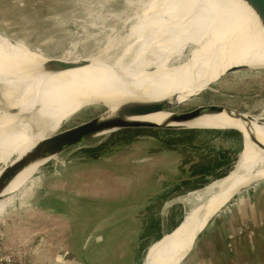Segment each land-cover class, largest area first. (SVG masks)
Wrapping results in <instances>:
<instances>
[{"label": "bare ground", "instance_id": "6f19581e", "mask_svg": "<svg viewBox=\"0 0 264 264\" xmlns=\"http://www.w3.org/2000/svg\"><path fill=\"white\" fill-rule=\"evenodd\" d=\"M255 9L251 0H139L128 14L129 22H135L128 33L109 40L97 55L71 54L70 59L58 63H49L24 43L0 35V85L16 95L12 102L0 97V164L9 166L56 133L63 122L98 103L109 115L151 112L155 115L142 121L162 124L167 114L159 113L161 106L173 107L199 94L228 71L263 70L264 20ZM117 47H123V55L111 62L108 52ZM132 54L133 59L126 64ZM218 70V76L213 75ZM158 74L169 77L164 83L178 81L198 88L180 95L155 91L152 85ZM148 97L172 102L159 105ZM222 107L230 116L225 112L184 119L170 130L234 129L242 132L252 154L226 178L197 193L195 203L185 211L183 225L152 245L143 264H179L187 259L198 233L206 230L213 216L239 190L264 181V151L250 138L264 142V112L253 116L244 113L239 120L235 118L238 111ZM42 164L19 175L3 194L4 201L13 190L30 182Z\"/></svg>", "mask_w": 264, "mask_h": 264}, {"label": "rangeland", "instance_id": "374dc122", "mask_svg": "<svg viewBox=\"0 0 264 264\" xmlns=\"http://www.w3.org/2000/svg\"><path fill=\"white\" fill-rule=\"evenodd\" d=\"M138 1L0 0V35L24 43L29 50L43 57L68 60L71 54L74 57L94 56L105 49L109 40L115 41L130 31L135 22H129L128 14H131L133 5ZM86 5L91 7L90 10L85 9ZM122 49L123 47H117L109 51L107 58L113 62L122 57ZM132 59L133 54L125 63H130ZM221 70L213 75L219 74ZM244 70H232L238 73L222 77L223 74L221 79L209 83L202 92L191 96L195 99L182 109L189 110L201 104L212 103L238 112L262 114L264 69ZM166 77L169 78L158 74L159 79L152 87L163 89L170 95L185 94L198 88L185 87V84L178 81L164 83L163 79ZM4 96L9 102L16 97L13 90L0 85V97ZM148 98L159 105L172 102ZM184 100L176 102L174 106ZM104 111V107L98 106L85 108L63 122L57 132L94 119ZM197 132L206 131L165 130L151 136L103 143L106 145L96 142L73 149L42 165L23 189L13 190L19 194L10 197L11 200L1 202L0 208L7 205L21 210L17 217L12 219L16 223L19 222L18 233L27 227H34L37 229L36 234L45 232L47 236L50 232L47 227L52 226L49 225L50 222L60 225L62 220L67 226L68 238L75 242L86 238L87 233L96 226H99L102 233L103 228H110L111 232L107 231L109 233L106 237L113 236L110 233L122 227L130 228L131 231L135 216L144 220L152 213L159 216L163 214L168 218L169 225L165 231H170L174 224L184 220L185 211L195 203L197 193L217 181L207 178L208 184L205 187L184 194L191 186H179V183L190 179L191 168L212 167L215 161L226 153L228 160L223 161V167L215 174L227 171L229 175L252 154V149L244 139L242 142L234 136H225L228 131H217L225 137H213ZM217 162L221 163L222 160ZM2 167L3 164H0V170ZM255 187L256 185L246 189L232 199L213 218L183 264H220V243H224L225 238L219 239L218 234H210L214 231L217 220L232 215V209L239 198L249 197ZM31 204L35 205L37 215L36 219L27 220L23 214L30 212ZM47 214L52 215L51 221L45 220ZM233 218L236 217L228 221L229 227L237 225V220L233 221ZM148 222L144 220V224ZM146 232L147 230L142 236L139 252L141 264L149 247L155 244L153 236H147ZM97 238L100 236L95 240ZM157 254L156 251L152 258ZM117 262L122 264L123 260Z\"/></svg>", "mask_w": 264, "mask_h": 264}, {"label": "crops", "instance_id": "0c3cea01", "mask_svg": "<svg viewBox=\"0 0 264 264\" xmlns=\"http://www.w3.org/2000/svg\"><path fill=\"white\" fill-rule=\"evenodd\" d=\"M17 193H11L6 201L11 200ZM15 208L7 205L0 208V238L4 240L6 249L22 252L31 264H118L120 259L123 260L122 264H141L139 252L145 230L147 236H153L154 243L165 233H169L165 231L169 225L168 218L157 213H152L144 219L145 222L149 220L147 224H144L140 216H135L131 231L127 227L118 228L116 232L110 233L113 235L111 237H106V234L111 232L110 228H103L102 233L99 226L93 227L87 233L88 238L77 242L68 238L67 226L62 220L60 225L50 222L49 225L52 226L47 227V231H50L47 236L45 232L36 234L37 229L34 227H27L18 233L19 222L16 223L12 219L17 217L21 210ZM29 208L30 212L23 214L25 219H36L35 205L31 204ZM232 213L230 216L219 218L210 234L216 233L220 236L219 239L225 238L224 243H220V264H264V181L256 185L249 197H240ZM232 217H236L233 221L236 219L237 225L229 227L228 221ZM52 219L50 214L45 217L48 221ZM96 235L100 238L95 240L98 237ZM126 235L127 237H122ZM69 242L75 245H69Z\"/></svg>", "mask_w": 264, "mask_h": 264}, {"label": "water", "instance_id": "95a60500", "mask_svg": "<svg viewBox=\"0 0 264 264\" xmlns=\"http://www.w3.org/2000/svg\"><path fill=\"white\" fill-rule=\"evenodd\" d=\"M251 1H252V5L256 8L255 10L259 14V16H261V18L264 20V0H251ZM45 59L50 61L49 63H58L61 61L60 59L57 58L46 57ZM244 71H246V69ZM235 73L238 72L228 71L222 77L232 75ZM194 99L195 97L190 96L187 99H185L183 102L179 103L177 106L174 107L166 106L164 109H162L161 106L160 108L161 110L159 113L167 114V117L162 122V124L142 121V119L146 117L155 115L154 113L151 112L134 114V115L133 114L109 115L107 114L106 107L102 103L96 104V106L104 107L106 109V111H104L100 116L91 119L89 121L80 123L64 131L56 132L52 135L46 136L41 142H39L34 148H32L31 151L25 153L24 156L16 160L14 159L13 163L10 164L9 166H6L5 168L3 165L2 169L0 170L1 171L0 203L5 200V198L3 197L5 191L10 187L13 181L24 171H26L27 169L38 163H43L42 165H44L49 160L58 157L66 152H69L73 149L81 148L96 142L97 144H103L110 141L135 138L139 136H147L152 133L170 130L173 125L177 124L178 122L184 119L196 120L205 116H209V117L211 115L220 116L225 112L229 115L230 113L222 106L212 103L201 104L189 110L182 109L185 105H187V103L193 101ZM242 114L244 113L238 112L235 115V118L239 119ZM247 114L253 116L252 114L249 113ZM241 121L243 123L246 122V120L244 119H241ZM228 131L234 133L243 142L244 137L242 132L234 129ZM250 138L253 141V143H255V145H257L259 148H261L264 151V142H261L254 136ZM224 178L220 180H223ZM257 184L259 183L254 182L248 185L247 189ZM245 190H246L245 188L239 190L237 194H240ZM237 194L232 199L237 197L238 196ZM9 208L10 207H8V209ZM216 216L217 215L213 216V218H215ZM183 221L184 220H181L171 232L165 233L155 243L163 240V238L166 236L175 234L178 231V229L183 225ZM211 221H209L208 225L210 224ZM201 233L202 231L198 233L197 238L193 243V247L195 246L197 239L201 235ZM193 247L190 253L193 251L194 249ZM190 253L187 256H189ZM184 260H186V257L184 258ZM184 260L179 264H183Z\"/></svg>", "mask_w": 264, "mask_h": 264}, {"label": "trees", "instance_id": "16d2710c", "mask_svg": "<svg viewBox=\"0 0 264 264\" xmlns=\"http://www.w3.org/2000/svg\"><path fill=\"white\" fill-rule=\"evenodd\" d=\"M153 90L155 91H159V92H164L165 90L163 89H154L152 88ZM206 132H197L199 134H204V135H209V136H213V137H225V136H234L236 137L237 139L238 136H236L234 133L232 132H227L225 136L221 135V132H217V131H209V130H205ZM162 131L160 132H156V133H152V134H149L147 136H151V135H155V134H159L161 133ZM136 138V137H135ZM127 139H133V138H127ZM121 140H126V139H121ZM121 140H115V141H121ZM240 140V139H239ZM110 142H114V141H110ZM110 142H106V143H110ZM103 145H106V144H103ZM102 145V146H103ZM102 146H99V148H101ZM212 151V150H211ZM227 154H222L218 160L215 161V163L212 165V167H209V168H203V169H195L194 167L191 168V176H190V179L188 178V180H182L180 181L179 183V186H191V187H188L185 191H184V194L188 193V192H192V191H195V190H198V189H202L203 187H205L207 184H208V180H206L207 178H213L214 180H220L226 176H228V172L224 171L220 174H215L218 170H220L222 167H223V161H226L228 160ZM219 160H222L221 163L217 162ZM167 196V195H166ZM164 197L161 196L160 197V200ZM178 223L174 224L172 226V228L174 229L176 226H177ZM168 228V226L166 227ZM173 229H169L171 232Z\"/></svg>", "mask_w": 264, "mask_h": 264}, {"label": "built area", "instance_id": "2783aa9c", "mask_svg": "<svg viewBox=\"0 0 264 264\" xmlns=\"http://www.w3.org/2000/svg\"><path fill=\"white\" fill-rule=\"evenodd\" d=\"M0 264H31L26 255L20 251L6 249L4 240L0 238Z\"/></svg>", "mask_w": 264, "mask_h": 264}]
</instances>
